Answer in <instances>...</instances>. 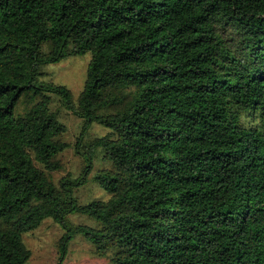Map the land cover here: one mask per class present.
Masks as SVG:
<instances>
[{
  "label": "trees",
  "instance_id": "obj_1",
  "mask_svg": "<svg viewBox=\"0 0 264 264\" xmlns=\"http://www.w3.org/2000/svg\"><path fill=\"white\" fill-rule=\"evenodd\" d=\"M86 53L76 102L38 79ZM47 93L83 120L82 172L58 185ZM93 122L110 132L83 153ZM98 147L109 197L80 205ZM47 218L57 264L75 234L110 264H264V0H0V264H27L23 235Z\"/></svg>",
  "mask_w": 264,
  "mask_h": 264
},
{
  "label": "rangeland",
  "instance_id": "obj_2",
  "mask_svg": "<svg viewBox=\"0 0 264 264\" xmlns=\"http://www.w3.org/2000/svg\"><path fill=\"white\" fill-rule=\"evenodd\" d=\"M48 51V45L42 49ZM90 54L68 55L57 63L47 64L41 67L38 79L44 83L63 85L67 87L76 99L83 89L86 79L87 65ZM49 107L58 116V120L65 126V131L59 136V140L68 144L58 159L61 168L50 175L56 185L59 180L69 174L72 178L78 177L83 169V157L76 153L74 145L82 129L83 120L74 115L64 104L62 98L54 93H47ZM28 106L20 103L17 106L18 114H23ZM246 114L242 115L245 123L249 124ZM110 130L103 125L93 122L84 132L80 141V151L86 152L89 144L95 140L109 134ZM110 167V161L104 157L102 148H97L94 154L93 170L89 176V181L75 190L74 195L80 205H84L93 200H107L109 194L105 192L94 180V175ZM67 224L71 228L79 225L98 227V223L81 213H72L67 216ZM64 230L51 218H47L34 230L23 235V242L30 251L27 264H57L59 251L58 242ZM112 254L107 252L105 256L98 255L95 248L81 234H75L68 244L66 258L63 264H110Z\"/></svg>",
  "mask_w": 264,
  "mask_h": 264
}]
</instances>
